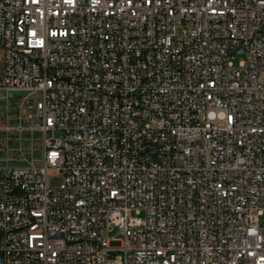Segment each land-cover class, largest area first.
<instances>
[{
  "label": "built area",
  "instance_id": "obj_1",
  "mask_svg": "<svg viewBox=\"0 0 264 264\" xmlns=\"http://www.w3.org/2000/svg\"><path fill=\"white\" fill-rule=\"evenodd\" d=\"M0 264H264V0H0Z\"/></svg>",
  "mask_w": 264,
  "mask_h": 264
},
{
  "label": "rangeland",
  "instance_id": "obj_2",
  "mask_svg": "<svg viewBox=\"0 0 264 264\" xmlns=\"http://www.w3.org/2000/svg\"><path fill=\"white\" fill-rule=\"evenodd\" d=\"M33 99L36 102L40 101L41 100V96L40 95H36V96L33 97ZM36 137H37V139H40V135L39 134H36ZM37 147H40V141L39 140H37ZM40 157H41L40 153H37L36 154V158L38 159V161H37V165L38 166L42 165L41 162H40ZM111 236L116 237V238L123 237L122 234H120V232H119V230L117 228L113 230V232L111 233Z\"/></svg>",
  "mask_w": 264,
  "mask_h": 264
}]
</instances>
